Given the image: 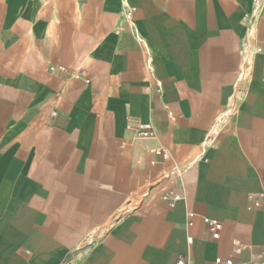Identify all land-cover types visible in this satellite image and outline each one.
I'll return each mask as SVG.
<instances>
[{"label": "crops", "instance_id": "1", "mask_svg": "<svg viewBox=\"0 0 264 264\" xmlns=\"http://www.w3.org/2000/svg\"><path fill=\"white\" fill-rule=\"evenodd\" d=\"M181 257L264 264V0H0V264Z\"/></svg>", "mask_w": 264, "mask_h": 264}, {"label": "built area", "instance_id": "2", "mask_svg": "<svg viewBox=\"0 0 264 264\" xmlns=\"http://www.w3.org/2000/svg\"><path fill=\"white\" fill-rule=\"evenodd\" d=\"M124 16L126 21L131 25L132 24V10L130 9H125L123 11ZM263 48L259 47L258 48V52H262ZM51 70L53 71L54 68H51ZM137 137L139 139H150L155 137V132L153 130H151L150 126H141L138 130H137ZM157 153H161L163 159L167 160L169 159L170 155L168 152L166 151H156ZM152 164H155V162H153ZM179 196L174 193V192H169L168 194H165L163 196V200L166 201L169 206H172L174 201L178 198ZM209 225H210V229L213 233V238L214 239H219L220 237V231L222 228V225L219 222L213 221V220H205ZM188 243L191 244L192 243V238L188 239ZM235 245V252L236 254H238L240 252V248H241V243L239 241H235L234 242ZM177 264H191V262L189 261V259L187 257H181ZM214 264H233V259L229 258V259H222L221 257L216 258ZM244 264V263H242ZM262 264V263H260Z\"/></svg>", "mask_w": 264, "mask_h": 264}]
</instances>
